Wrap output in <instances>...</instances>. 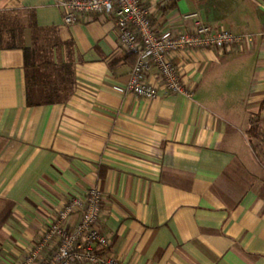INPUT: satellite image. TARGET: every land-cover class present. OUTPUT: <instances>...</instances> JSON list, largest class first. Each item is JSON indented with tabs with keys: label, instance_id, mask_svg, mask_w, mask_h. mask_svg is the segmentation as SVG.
Here are the masks:
<instances>
[{
	"label": "crops",
	"instance_id": "0c3cea01",
	"mask_svg": "<svg viewBox=\"0 0 264 264\" xmlns=\"http://www.w3.org/2000/svg\"><path fill=\"white\" fill-rule=\"evenodd\" d=\"M59 1L0 0V264L92 187L104 253L122 264H264V0H139L156 29L188 27L195 10L253 36L176 52L192 95L149 99L127 90L133 57L113 21L65 24ZM6 43L45 46L32 61L49 60L51 79L67 65L68 95L29 103L23 49ZM146 80L159 84L153 69Z\"/></svg>",
	"mask_w": 264,
	"mask_h": 264
},
{
	"label": "built area",
	"instance_id": "2783aa9c",
	"mask_svg": "<svg viewBox=\"0 0 264 264\" xmlns=\"http://www.w3.org/2000/svg\"><path fill=\"white\" fill-rule=\"evenodd\" d=\"M65 24L86 21L92 15L110 18L120 45L136 59L126 84L127 90L141 98L156 96L159 88L188 97L192 90L172 55L185 49L239 48L252 42L248 33L205 24L195 10L182 13L189 21L182 29H156L149 8L139 0H60ZM155 70L159 84L146 80ZM101 192L92 187L82 196L70 197L38 235L36 243L14 264H122L113 253H104L109 238L98 226Z\"/></svg>",
	"mask_w": 264,
	"mask_h": 264
},
{
	"label": "trees",
	"instance_id": "16d2710c",
	"mask_svg": "<svg viewBox=\"0 0 264 264\" xmlns=\"http://www.w3.org/2000/svg\"><path fill=\"white\" fill-rule=\"evenodd\" d=\"M1 20L2 22H5V17H3ZM2 22H0V33L2 29H5V27L1 26ZM0 43H1V36H0ZM6 45L11 47L19 46L22 47L23 49L24 67L26 71V89H27L26 98L29 103L33 104V103L58 101L65 98L68 95L70 90H66L64 88L65 87L64 84L67 79H65V76L63 75L65 69L67 72L70 71L67 65H63L60 71H58V73L55 74L54 78L51 79L50 77L51 73H49V71L46 70V67H50L49 65H52L49 60L45 59L39 64H36L32 61V57L34 56L35 52L40 49H45V46H39L36 43H33L30 46H26L21 43H6ZM129 56L133 57V64H134L136 59L135 55L129 54ZM42 79L45 81V83H43L40 86L44 89L33 91V86L35 84H39L40 81H42ZM57 82L60 85H57Z\"/></svg>",
	"mask_w": 264,
	"mask_h": 264
},
{
	"label": "rangeland",
	"instance_id": "374dc122",
	"mask_svg": "<svg viewBox=\"0 0 264 264\" xmlns=\"http://www.w3.org/2000/svg\"><path fill=\"white\" fill-rule=\"evenodd\" d=\"M249 34V33H248Z\"/></svg>",
	"mask_w": 264,
	"mask_h": 264
}]
</instances>
